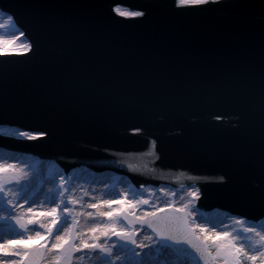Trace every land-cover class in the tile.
<instances>
[{
	"label": "water",
	"instance_id": "obj_1",
	"mask_svg": "<svg viewBox=\"0 0 264 264\" xmlns=\"http://www.w3.org/2000/svg\"><path fill=\"white\" fill-rule=\"evenodd\" d=\"M116 3L149 15L120 20ZM170 5L0 0L33 45L0 55V125L51 134L31 143L0 135V147L54 158L66 171L112 169L134 184L197 183L201 207L262 218L264 0L195 12ZM174 215L182 228L173 209L157 217ZM172 246L202 263L187 244Z\"/></svg>",
	"mask_w": 264,
	"mask_h": 264
},
{
	"label": "snow or ice",
	"instance_id": "obj_2",
	"mask_svg": "<svg viewBox=\"0 0 264 264\" xmlns=\"http://www.w3.org/2000/svg\"><path fill=\"white\" fill-rule=\"evenodd\" d=\"M210 4L220 5L222 0H171L170 7L173 10L195 12L204 10ZM111 13L120 20H142L149 15L147 7L130 10L122 7L119 3L111 7ZM4 21L0 22V29L12 28L16 25V18L13 13H6ZM22 37H25V32L19 28H16L15 33L0 34V53L10 51V48L6 46L15 47L22 52H31L33 45L29 41H22L20 39ZM216 119L219 120L220 117L217 116ZM16 134L30 141L45 140L51 135L45 129L20 130ZM116 163L123 166L125 161L122 158H117ZM127 166L130 171L140 170L138 165L132 163ZM41 167L40 163L37 162L23 164L19 169H14L12 164L0 162V221L5 222L7 232L17 236V239L0 238V264H40L42 251L45 244L49 243L45 237L55 238V242H52L51 248L48 249L52 253L53 264H64V256L60 253H66L69 258L72 257L73 253H84L89 259L94 257L98 264H144L145 249L150 251L153 247L163 249L182 244H187L193 248L200 256L203 264H209V259H215L221 253H224L222 257L224 264H256L258 258L264 257V225L258 227L245 226L243 220H235L236 224L242 226L241 231L228 233L213 230L211 236L204 237L203 242L193 243L191 230L187 224L183 225L182 228L178 227V217L175 215L166 222H159L156 211L145 212L144 216L135 215V210L149 205V200L135 195L129 199L127 190H122L115 200L99 199L95 203H89L88 207L99 209L98 215L105 217L107 222L95 224L91 228L88 238L74 236L71 231L72 224L68 223L73 212V208L69 205L74 204L73 193L75 189L71 188L73 178L71 176L66 177L54 167H48L46 179L38 181L39 184L48 185L46 199L42 201L45 210L39 213L35 219L30 218L27 223H24L19 213L15 215L13 213L20 206V201L33 207L36 206L35 199L29 197L30 195H39L44 189H33L32 193H29L27 189L39 177ZM148 170L154 171L153 169ZM261 174L264 176V126H262ZM5 175H7V182ZM220 181L224 182V177H220ZM104 187L107 189L109 185L106 184ZM84 195H88V193L84 192ZM111 195L115 194L112 193ZM189 195L198 197L199 193L196 190H190ZM260 195L264 198V191ZM90 199L96 200V197L92 196ZM79 203L83 204V197H80ZM114 203L128 205L129 209L133 211L132 217L130 218L128 211L122 207L113 208ZM48 205L51 206L50 210ZM33 207L27 208V211L31 213ZM183 211H185L184 208L176 209L177 214ZM85 215L92 217L93 213L87 212ZM39 216L48 217L50 220L43 235L30 227L40 223ZM12 221L15 222V226L11 223ZM73 223H75V218H73ZM66 224L67 227L64 228V232H60V229ZM137 224L140 227H134ZM145 225L151 229L153 234L144 235L138 242L137 232L141 231ZM40 226L45 227L43 223H40ZM199 230L200 233L205 232L203 226H200ZM2 231L4 230H0V232ZM31 231H35V235L44 240V243L29 244L28 241L32 240L33 237L29 235L25 238L20 234ZM177 232H182L183 235H177ZM77 238L79 243L76 242ZM195 239L199 241V236ZM209 240L211 243H208ZM210 248H215V255L209 251Z\"/></svg>",
	"mask_w": 264,
	"mask_h": 264
},
{
	"label": "bare ground",
	"instance_id": "obj_3",
	"mask_svg": "<svg viewBox=\"0 0 264 264\" xmlns=\"http://www.w3.org/2000/svg\"><path fill=\"white\" fill-rule=\"evenodd\" d=\"M2 133V132H0ZM8 135V134H7ZM12 136V135H10ZM20 139H26L21 138ZM12 151V152H11ZM6 153V154H5ZM11 153V154H7ZM13 155V156H11ZM26 155L20 154L18 152H13L10 148H4L0 147V162H5L8 164H13V160L17 159L19 160L17 162L18 165L28 164L25 160ZM25 163L23 162V160ZM28 159V158H27ZM22 160V162H21ZM20 166V167H21ZM77 169H80L77 168ZM76 173L77 176H83L86 171L81 169L77 170ZM111 173H102L99 176H95L88 181L90 182L87 189L88 195H84V191L82 189H78L77 187L75 189V192L73 193V200L74 204H71L74 208L73 211V218H75V223H72V234L74 236H84V238H88L90 236V230L91 228L98 223L107 222L105 217H101L98 215L99 209H91L88 207L89 203H95L99 199H113L115 200L118 196L120 191L118 188H122L125 185L124 180L114 179V177H111ZM41 180L39 177L34 180V189H39L38 186H36V183ZM127 180V179H126ZM129 181V180H127ZM112 184V188L109 189V187L106 189L104 188V185ZM146 188L142 189V191H134L133 189H127L128 191V198L131 199L132 196H137L142 199L149 200V205L142 206L141 209H144L145 212H151L155 211L157 209H160L163 206L172 205L174 209L177 208H184L185 212L189 217V221L187 220L188 227L192 230L194 236H199V240L202 242L204 241L205 236H211L212 231L215 230L216 232H233V226L236 225L234 222L235 220H239L237 218H233V216H228L223 213L216 214V210L219 209L217 207L211 208V212H209L208 215L199 214V212L194 210H191V206H196V203L199 200L198 197H194L189 195L190 190H196L199 193V187L198 185H189L188 187L185 185H179L177 188H174L173 186L169 184L165 185H150V184H144ZM30 186H28L27 191L29 193H32L33 190H30ZM170 186V187H169ZM158 187V189H157ZM187 187V188H185ZM42 188V187H41ZM115 188V189H114ZM183 188V189H181ZM44 191L40 192L39 195H30V199L34 198L36 201V206L33 207L30 204H25L23 201H20L19 204L22 206L20 209H17L18 211L21 210V213L29 218L35 219L39 213L43 212L45 210V207L42 204V201L46 199V189L47 187L43 188ZM153 189H157V191H153ZM30 190V191H29ZM95 190V191H93ZM107 193V194H106ZM112 193L115 195L111 197ZM33 196V197H32ZM95 196L96 200L90 199V197ZM80 197H83V204L79 203ZM117 205V208L120 207L119 203H115ZM128 207V205H125ZM33 207V211L29 213L27 211V208ZM50 205H48V209L50 210ZM36 211L39 213L36 214ZM206 211V210H204ZM87 212H92L93 216L89 217L85 215ZM145 212H139L138 216H144ZM72 218V219H73ZM40 223L46 222L45 226L48 222H50L48 217L39 216ZM194 222V224H193ZM40 223H37L34 225V228L36 231H39L38 229L41 228ZM264 225V218H257L248 220L246 222V226H259ZM200 226H203L205 228L204 233H200ZM60 232H64V227L60 229ZM31 233L35 235V231H31ZM144 235H150V233H147L146 230L143 228L141 231L137 232V238L138 242L140 239L143 238ZM0 237H2V232H0ZM55 242V238H53L49 243H47V248L45 250V256L44 261L45 263L48 261L49 258H51L52 253L48 251L49 248H51V243ZM77 243H79V239L77 238ZM44 243V242H43ZM208 243H211V240L208 241ZM156 248V247H153ZM148 250L145 249V256H144V264H186L183 260L175 259L173 256H171L168 252H163L161 250ZM139 251V249H137ZM82 257V258H80ZM71 264H98V262L95 260V258L89 259L87 255L84 253H73V256L71 257Z\"/></svg>",
	"mask_w": 264,
	"mask_h": 264
},
{
	"label": "rangeland",
	"instance_id": "obj_4",
	"mask_svg": "<svg viewBox=\"0 0 264 264\" xmlns=\"http://www.w3.org/2000/svg\"><path fill=\"white\" fill-rule=\"evenodd\" d=\"M4 15L5 14H2V13H0V22H5L4 21ZM16 32V28L15 27H12V28H5V29H0V34H10V33H15ZM22 41H26L23 37L22 38H20ZM6 47H9L10 48V51H8V52H15V53H20V52H22V51H19L17 48H15V47H12V46H6ZM19 130L18 129H16V128H13V127H7V126H0V132H2V133H0L1 135H4V136H10V135H12L11 137H13V138H18V137H14V136H18L16 133L18 132ZM8 134V135H7ZM6 154V153H5ZM7 154H11V153H7ZM23 154H25V153H23ZM11 156H13V155H11ZM14 157V156H13ZM28 158V159H27ZM23 160V159H22ZM22 160H21V162H22ZM25 160L27 161V163L28 164H34V163H37V162H39L40 163V165L42 166L41 167V170H40V175H39V178L41 179V180H44V179H46V170H47V168L48 167H54L55 169H58L61 173H63V174H65V176L67 177V176H71L72 178H73V180H72V184H71V188H78V189H82L84 192H87L88 191V189H87V187H88V185H89V179H91V178H93V177H95V176H99V175H101L102 173H111V172H109V171H92V170H90V169H88V168H80V169H78V170H81V169H83V170H85L86 171V173L83 175V176H77L76 175V173L78 172L77 170H70V171H67V172H65L64 170H61L55 163H51L52 161H49L50 163H47V162H42L40 159H36V158H32V157H29V155H27V157H25ZM14 162H13V166H14V169H19L20 168V166L21 165H18L17 164V162L19 161V160H17V159H14L13 160ZM23 162L25 163V161L23 160ZM22 162V163H23ZM111 175V177H114V179H121V180H124L125 181V185L122 187V188H118V190L121 192L122 190H127V189H133L134 191H142V189H144V188H146V186H144V185H141L139 188H136V187H134L129 181H127L126 180V178L125 177H123V176H121V175H117V174H115V173H111L110 174ZM5 181L7 182V175H5ZM34 182V181H33ZM34 184L35 183H33L31 186H30V190H33L34 189ZM106 185V184H105ZM104 185V186H105ZM36 186H38L39 188H45V187H48V185L47 184H39V183H36ZM113 186H112V184H109V189H111ZM105 188V187H104ZM115 189V188H114ZM157 189H158V187H157ZM157 189H153V191H157ZM188 189V188H187ZM29 190V191H30ZM114 195H112L111 197H113ZM33 197V196H32ZM113 200V199H112ZM22 206L20 205L19 207H17V209H20ZM69 207H71V208H73V206L72 205H69ZM124 208L125 210H127L128 211V213H129V217L131 218L132 217V215H133V211L131 210V209H129V207H126L125 206V204H120V207L119 208ZM171 207H172V205H171ZM113 208H117V205H115V203L113 204ZM166 208H169V205H167V206H163V208L161 207L160 209H157V210H155L157 213H160L162 210H164V209H166ZM16 209V212L15 213H13V215H15L16 213H19L20 214V217H21V219L24 221V223H27V220L28 219H30L29 217H27V216H25V215H23L22 213H21V210L20 211H18ZM191 210H194V208H192V206H191V208H190ZM58 211H60V210H58ZM73 211H74V208H73ZM139 212H145V210L144 209H136L135 210V215H137L138 216V214H139ZM216 212H219V211H216ZM39 213V211L37 212L36 211V214H38ZM223 214H226V213H224V212H222ZM182 217H184L185 219H186V221L188 220L189 221V219H190V217L185 213V212H181V213H179ZM72 215H73V212H72ZM229 216V215H228ZM41 217V216H40ZM73 216H70L69 217V219H68V223L69 224H72L73 223ZM33 219V218H32ZM241 220V219H240ZM12 224H13V226H15V222L14 221H12L11 222ZM49 223V222H48ZM43 224L45 225L46 224V222L44 221L43 222ZM245 226H246V223H245ZM30 227H34V225H31ZM67 227V224L66 225H64V228H66ZM134 227H140V225L139 224H137V225H134ZM143 229L144 230H146V232L147 233H150V235H152L153 233L151 232V229H149V228H147V226L145 225L144 227H143ZM241 229H242V226L241 225H239V224H236L235 226H233V232L234 231H241ZM0 230H4V231H2V237H0V238H2V239H17V236L15 235V234H13V233H9V232H7L6 231V224H5V222H3V221H0ZM39 230V232L41 233V235H43L44 233H45V231H46V226L45 227H41L40 229H38ZM72 231V230H71ZM232 232V233H233ZM21 235H23L25 238H27L29 235H31L32 237H33V239L32 240H30V241H28V243L29 244H32V245H38V244H42L43 242H44V240H41L39 237H37V236H34L31 232H23V233H20ZM197 237V236H196ZM54 237H45V239H47V240H49V242L53 239ZM47 246V244H45V247H44V249H43V251H42V254H41V259H40V264H53V257L51 256V258H49L48 259V261L45 263V261H44V256H45V250H46V247ZM151 250H157L156 248H152ZM158 250H161V251H163V252H168V253H170L171 254V256H173L175 259H178V260H183V261H185V263L186 264H199L197 261H190L189 259H188V257L185 255V254H183L182 252H180L179 250H177V249H175V248H173V247H167V248H163V249H158ZM209 251L213 254V255H215V252H216V250H215V248H210L209 249ZM60 255H62V256H64V264H71V258H69L68 256H67V254L66 253H60ZM223 255H224V253H221L219 256H216V258L215 259H209V264H224V261H223ZM72 256H73V254H72ZM202 264H203V262H202ZM256 264H264V257H261V258H258V260H257V262H256Z\"/></svg>",
	"mask_w": 264,
	"mask_h": 264
}]
</instances>
